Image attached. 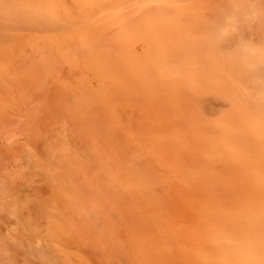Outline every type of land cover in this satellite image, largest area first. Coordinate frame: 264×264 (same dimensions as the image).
Masks as SVG:
<instances>
[{
  "label": "bare ground",
  "instance_id": "bare-ground-1",
  "mask_svg": "<svg viewBox=\"0 0 264 264\" xmlns=\"http://www.w3.org/2000/svg\"><path fill=\"white\" fill-rule=\"evenodd\" d=\"M251 0H237L241 9ZM230 0H0V264H264V23Z\"/></svg>",
  "mask_w": 264,
  "mask_h": 264
},
{
  "label": "clouds",
  "instance_id": "clouds-1",
  "mask_svg": "<svg viewBox=\"0 0 264 264\" xmlns=\"http://www.w3.org/2000/svg\"><path fill=\"white\" fill-rule=\"evenodd\" d=\"M230 5L222 12L218 22H208L211 41L217 47L242 29L264 23V0H251L245 9L236 6L237 0H230ZM235 57L241 67L251 74L259 63H264V47L253 46L250 42L243 41Z\"/></svg>",
  "mask_w": 264,
  "mask_h": 264
}]
</instances>
